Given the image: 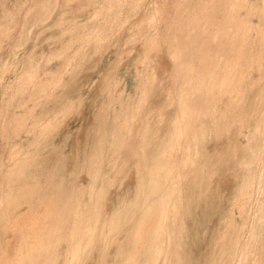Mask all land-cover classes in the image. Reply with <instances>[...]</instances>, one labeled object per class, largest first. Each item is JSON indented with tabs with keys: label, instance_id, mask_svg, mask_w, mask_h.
I'll return each mask as SVG.
<instances>
[{
	"label": "rangeland",
	"instance_id": "obj_1",
	"mask_svg": "<svg viewBox=\"0 0 264 264\" xmlns=\"http://www.w3.org/2000/svg\"><path fill=\"white\" fill-rule=\"evenodd\" d=\"M18 260L264 264V0H0Z\"/></svg>",
	"mask_w": 264,
	"mask_h": 264
},
{
	"label": "bare ground",
	"instance_id": "obj_2",
	"mask_svg": "<svg viewBox=\"0 0 264 264\" xmlns=\"http://www.w3.org/2000/svg\"><path fill=\"white\" fill-rule=\"evenodd\" d=\"M235 1V0H234ZM236 1H238V0H236ZM226 5V4H225ZM160 10V9H159ZM177 56V55H176ZM260 147V146H259ZM260 160V159H259ZM80 214V213H79ZM117 217V216H116ZM118 218V217H117ZM116 218V219H117ZM76 219V218H75ZM81 219V218H80ZM108 219V218H107ZM119 219V218H118ZM112 223V222H111ZM97 224V223H96ZM107 224H109V221H108V223ZM94 226H96V225H94ZM105 226V225H104ZM97 227V226H96ZM107 228V227H106ZM113 231V230H112ZM157 231V230H156ZM100 233V232H99ZM93 234V233H92ZM101 234V233H100ZM104 234V233H103ZM93 238V237H92ZM87 242V241H86ZM96 242V241H95ZM79 243V242H78ZM82 243V242H81ZM90 245V244H89ZM154 245V244H153ZM78 246V245H77ZM90 247V246H89ZM46 248V247H45ZM75 248V247H74ZM78 249V248H77ZM74 250V249H73ZM79 250V249H78ZM77 252V251H76ZM73 255V254H72ZM154 257V256H153ZM133 258V257H132ZM132 258H131V260H132ZM19 259V258H18ZM127 259H128V257H127ZM136 259V258H135ZM21 260V259H20ZM20 260H18L20 263L19 264H21V261ZM128 260H130V259H128ZM134 260V259H133ZM136 262H137V259H136ZM128 263V262H127ZM133 263H135V262H133ZM65 264V263H64Z\"/></svg>",
	"mask_w": 264,
	"mask_h": 264
}]
</instances>
